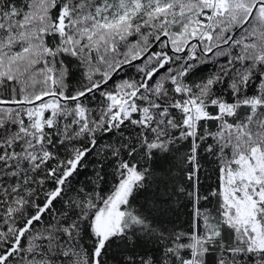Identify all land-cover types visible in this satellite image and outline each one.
<instances>
[{
  "label": "snow or ice",
  "instance_id": "obj_1",
  "mask_svg": "<svg viewBox=\"0 0 264 264\" xmlns=\"http://www.w3.org/2000/svg\"><path fill=\"white\" fill-rule=\"evenodd\" d=\"M0 264H264V0H0Z\"/></svg>",
  "mask_w": 264,
  "mask_h": 264
},
{
  "label": "trees",
  "instance_id": "obj_2",
  "mask_svg": "<svg viewBox=\"0 0 264 264\" xmlns=\"http://www.w3.org/2000/svg\"><path fill=\"white\" fill-rule=\"evenodd\" d=\"M128 72L132 71V70H126ZM111 137L108 138H104L100 141L101 145L107 144L110 142ZM89 160V167L88 169L84 170V174L79 176L77 179L83 183L88 179L89 174L92 171V167L94 166V160L95 157L94 156H90L88 158ZM201 188L202 190L206 191L208 189V187L210 185H214L216 178H215V174L212 171V168L210 165H206L204 171L201 172ZM59 206V205H58ZM184 211H187V209H185ZM182 219L186 220L187 217L186 216H182Z\"/></svg>",
  "mask_w": 264,
  "mask_h": 264
}]
</instances>
